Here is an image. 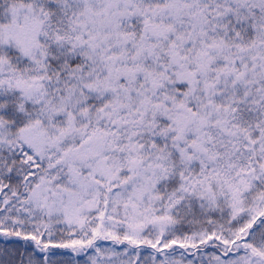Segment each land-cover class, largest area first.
<instances>
[{
    "label": "rangeland",
    "instance_id": "1",
    "mask_svg": "<svg viewBox=\"0 0 264 264\" xmlns=\"http://www.w3.org/2000/svg\"><path fill=\"white\" fill-rule=\"evenodd\" d=\"M9 8L0 45L28 58L79 57L50 74L37 59L22 73L0 59V89L17 91L37 120L61 118L49 132L33 124L17 135L44 164L24 204L33 238L75 225L80 235L64 246L102 262L112 257L106 248L128 246L166 264H264L263 245L241 243L264 217V199L230 242L206 234L161 242L142 232L165 226L189 197L222 203L233 218L247 193L264 194V21L255 19L264 0H26ZM171 81L199 86L181 101L165 92ZM106 93L102 107L77 111ZM171 178L178 184L158 218L149 206Z\"/></svg>",
    "mask_w": 264,
    "mask_h": 264
},
{
    "label": "trees",
    "instance_id": "2",
    "mask_svg": "<svg viewBox=\"0 0 264 264\" xmlns=\"http://www.w3.org/2000/svg\"><path fill=\"white\" fill-rule=\"evenodd\" d=\"M24 2L26 0H0V27L7 21L5 14L9 6ZM255 17L256 21H261L260 18L264 21V13H257ZM20 53L14 48L0 45L1 64L22 73L31 60L37 59L50 74L52 73L50 71H56L59 68L67 72L79 62V57L73 58L62 51H57L59 56L49 55L44 59H41L36 52L31 53L33 58ZM169 84L171 85L165 87V92L178 97L181 101L197 92L196 88L199 86L198 83L194 86L172 81ZM109 97V93L101 97H88L90 99L86 98L76 109L80 112L95 110L108 102ZM60 119L57 118L52 123L37 120L30 104L23 103L17 91L0 89V120L5 124L7 132V136H0V264H166L157 253L150 257L149 254L147 256L146 253L140 252L142 247L137 250L128 246L125 249L114 246L106 248L103 255L111 254L112 257L107 259L113 260V263H109L108 260L102 262L99 257L95 258L90 253L80 255L72 252L64 246L63 242L70 243L75 236L80 235L79 227L75 225L57 224L50 232L44 234L45 236L39 239L33 238L35 230L29 226L24 204L33 191L35 182L44 174V164L34 150L18 140L17 135L33 124H39L42 129L49 132L53 127H59ZM131 175L125 177L128 183L134 182L135 175ZM177 184L176 178H171L162 182L156 189L157 201L153 206L151 203L149 206V208L152 207L150 209L154 216L160 218L164 214L165 195L174 191ZM258 198L263 200L264 194H261L260 188L256 187L247 193L243 200L245 207L243 211L232 218L222 203L209 205L189 197L172 209L165 226L156 228L149 225L141 231L161 242H175L178 239L200 234L219 236L230 242L234 239L236 232L243 227L242 224L246 222L247 213L251 211L250 206H256V210L261 208L254 203ZM145 205L148 207V203ZM261 217L263 216L252 223L250 237L241 243H246L248 247L250 245L254 247L257 244L264 246V217ZM162 224L160 219L158 225ZM211 239L213 243H220V240L214 237ZM211 251V258L215 260L216 255L219 256V254L215 253L214 249ZM175 258L184 260L187 257L182 254Z\"/></svg>",
    "mask_w": 264,
    "mask_h": 264
}]
</instances>
